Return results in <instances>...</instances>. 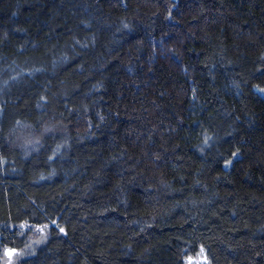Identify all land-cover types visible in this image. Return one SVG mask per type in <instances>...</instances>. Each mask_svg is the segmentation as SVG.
Masks as SVG:
<instances>
[{
    "label": "trees",
    "instance_id": "obj_1",
    "mask_svg": "<svg viewBox=\"0 0 264 264\" xmlns=\"http://www.w3.org/2000/svg\"><path fill=\"white\" fill-rule=\"evenodd\" d=\"M255 88L264 0H0V251L264 264Z\"/></svg>",
    "mask_w": 264,
    "mask_h": 264
},
{
    "label": "rangeland",
    "instance_id": "obj_2",
    "mask_svg": "<svg viewBox=\"0 0 264 264\" xmlns=\"http://www.w3.org/2000/svg\"><path fill=\"white\" fill-rule=\"evenodd\" d=\"M264 96V89L255 88ZM39 225V226H29L21 227L25 232H27V238L23 247L19 249H14L15 252L9 256L7 253L9 247H3L0 251L2 264H18L22 259L35 253V250L40 247L47 239L50 230V224ZM10 229L15 228V226H9ZM184 264H209L205 257L204 250H200L194 255H187L184 258Z\"/></svg>",
    "mask_w": 264,
    "mask_h": 264
},
{
    "label": "snow or ice",
    "instance_id": "obj_3",
    "mask_svg": "<svg viewBox=\"0 0 264 264\" xmlns=\"http://www.w3.org/2000/svg\"><path fill=\"white\" fill-rule=\"evenodd\" d=\"M233 155H235V153H234ZM20 227H22V228H23V227H26V225H25V224H22V225H20ZM45 227H47V226L45 225ZM60 231H61V232H63V231H64V229H63V228H61V229H60ZM14 252H15V250H14V249H8L6 254H8L9 256H11V255H12Z\"/></svg>",
    "mask_w": 264,
    "mask_h": 264
}]
</instances>
